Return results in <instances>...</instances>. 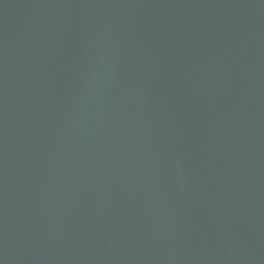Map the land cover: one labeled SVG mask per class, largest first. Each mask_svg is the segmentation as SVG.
<instances>
[{
  "label": "water",
  "instance_id": "obj_1",
  "mask_svg": "<svg viewBox=\"0 0 264 264\" xmlns=\"http://www.w3.org/2000/svg\"><path fill=\"white\" fill-rule=\"evenodd\" d=\"M0 264H264V0H0Z\"/></svg>",
  "mask_w": 264,
  "mask_h": 264
}]
</instances>
